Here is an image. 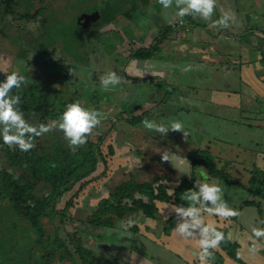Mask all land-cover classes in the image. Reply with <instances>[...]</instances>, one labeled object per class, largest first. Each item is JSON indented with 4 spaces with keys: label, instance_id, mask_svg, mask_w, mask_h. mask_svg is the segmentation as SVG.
I'll use <instances>...</instances> for the list:
<instances>
[{
    "label": "crops",
    "instance_id": "0c3cea01",
    "mask_svg": "<svg viewBox=\"0 0 264 264\" xmlns=\"http://www.w3.org/2000/svg\"><path fill=\"white\" fill-rule=\"evenodd\" d=\"M153 2L142 10L140 5L130 9L131 22L144 16L149 7L167 22L162 7ZM175 11L168 12L175 16ZM225 11L236 15L227 29L209 28L211 21L187 16L176 24L178 32L160 42L151 56L130 55L150 49L160 33L152 36L154 43L148 48L125 53L129 64L120 85L110 91L113 101L109 98L108 102L116 110L107 136L113 149L106 159L111 171L108 183L117 172L118 184L136 178L166 189L155 190L161 198L154 199L158 208L154 217L143 210L126 213L116 220V236L106 237L110 240L105 247L99 244V251L116 262L202 264L199 236L184 238L175 232L176 209L189 206L183 197L185 189L208 182L219 185L223 199L237 213L227 219L201 213L206 224L232 236L214 249L212 264H264V243L258 242V253L249 252L251 229L264 227V0H217L212 19H219ZM166 22L158 21V27ZM145 113L147 119L157 115L152 120L165 126L172 120L182 121L187 138L181 132L163 135L139 126L144 119L134 117ZM130 118L136 124L126 120ZM198 150L213 155L223 176L211 174L205 166H193L191 154ZM165 153L171 162L162 160ZM101 184L95 182L89 192L92 199L87 197L94 211L106 196ZM135 196L149 200V194L137 192Z\"/></svg>",
    "mask_w": 264,
    "mask_h": 264
},
{
    "label": "trees",
    "instance_id": "16d2710c",
    "mask_svg": "<svg viewBox=\"0 0 264 264\" xmlns=\"http://www.w3.org/2000/svg\"><path fill=\"white\" fill-rule=\"evenodd\" d=\"M150 1L151 0H141V10L145 9ZM15 2L16 0H0V25H4L5 28L13 30L15 27L16 35L13 37H18L20 34H28L32 29L31 27L34 21H36V25L39 23V12L41 10H39V12L34 10L32 15L26 13L17 16V14H21L18 12L19 10L21 11V9L15 8ZM136 6L139 7L138 5ZM14 21H16V23ZM108 21L111 20L99 21L96 25L95 32L92 33L88 39L101 38L103 42L107 41L109 31L105 29L102 31V27H105ZM131 21V15L128 14L124 21L122 20L117 23V26L121 27L123 30L122 34L118 31L117 27L110 30L113 32L112 36L117 35L119 37L114 49L117 54L119 53L117 49L120 48L119 44H122L123 37L128 36L131 38V34L133 35L134 33V28L131 34V28H125L126 24H131ZM104 22L105 24L99 25ZM76 23V29H73L71 32H74L79 42H81L80 47L86 48L87 38L83 35L84 33H88L89 30L84 25L78 24L77 19L75 24ZM5 28L4 32L6 33ZM39 28L40 27L37 28L36 32L38 36L41 37ZM159 29L161 35L156 39V42L150 49L135 50L136 56H130L134 58L149 57L152 55L151 52L156 51L160 42H164L169 39L170 36L178 32V26L176 25H161ZM34 40H36V38ZM44 42H46V39H44ZM104 48L108 51L112 50L110 47V49H108V46ZM19 50V56L21 53L27 52L26 49L21 46H18L17 51ZM55 55L56 54L53 52H48V56L51 60L57 59L54 62L57 66H64V59L62 58L67 60V56L63 55L64 57L62 56V58L58 59V56L56 57ZM16 56H18L17 52ZM71 66L75 68L76 64L71 63ZM25 68L30 69L29 66H25L23 68L20 67L19 71L21 72V70L23 71ZM76 68L79 67L76 66ZM37 69L38 68L35 70ZM69 69L70 68L66 69L67 74L65 73L63 76H61L59 72L56 73V71L55 73L41 71L40 80L34 78L28 79V77H26L27 83L22 86L20 90H13L14 94H19L21 96L20 109L24 113L25 119L30 124L36 126L40 123L47 124L49 121H58L65 106L76 100L75 96L79 94L78 91H73L72 87H70L69 91V87L67 88L68 85L65 86L66 89L64 87L60 88V86L68 82L66 77H68ZM23 73H25V71H23ZM7 75L9 74L0 73V82L4 81ZM52 77L53 79H51ZM66 90L70 93L67 98L62 96ZM80 97L81 98L77 101L83 106H85L86 102H91L93 104V99L95 98V96L91 95V101H87L84 100V97ZM87 107L94 108V105ZM147 114L148 113H145L138 117H134V120L146 119ZM150 114H153V112L151 111ZM126 120L130 121L132 124H136L133 123V118ZM98 128L99 126L93 131L98 130ZM111 130L112 127L110 130L100 134L97 143L92 141V132L88 138V143L78 149L75 154L70 151L67 142L63 138V133L58 130H53L42 137H37L34 141V149L29 152H22L15 146L9 147L5 145L2 138H0V215L3 211L0 221L5 223V212L6 216L9 217V224L12 222L13 227L15 226L20 229L22 234L26 237V239L23 240L25 244L30 242L31 244L36 243L38 246L36 249L32 247V251L24 254L22 260L15 264H62L64 261H66L67 264H77L74 255H72L67 245L56 233L50 236L48 234L50 230L45 227V224H50V220L53 219V214L56 212L57 206L62 198L71 192H73V195H70L71 197L66 199L61 210V223L76 252L81 254L82 258L95 259L93 250L90 249L88 244V242L95 241V238L83 235L82 232L84 230L93 231V228H95L100 234L99 238H101L102 233L103 235L106 233V236L112 237V235L116 233L114 227L116 220L123 218L126 213H132L135 210H143L149 217L155 216L158 208L156 207L154 199L161 198L160 194L155 193V190L160 192L161 190H165L166 187L164 185L159 184L155 186L152 183L144 184V182H138L136 178H131L129 180L125 178L118 184V177L120 175H118L119 173L117 172L111 177L110 183H108L110 177L106 181L104 180L101 182V178L108 175L107 161L102 151L100 152L102 159L97 158L94 148L97 147L101 149V146L104 144ZM109 150L111 152L113 151L112 148H109ZM191 159L194 167L199 165L205 166L211 174L223 176L221 171L217 168L213 155L208 151L198 150L191 154ZM98 160L103 161L104 170H102L100 174L92 176L98 172ZM53 164L55 167H53ZM97 181H100L102 183L101 185L106 189L102 187L106 191V196L99 200L95 213L93 214L90 212V210L94 211V209H92V203H89L93 194H89V192ZM137 192L142 194L145 193V195L149 194V200L145 202L143 199H137L135 196ZM88 196L90 199H87ZM77 200H79L81 206L84 204L87 208L77 207ZM74 206L77 208L75 213H72L70 209ZM80 210L88 211L89 214L86 213L84 216H80ZM222 232L225 233L224 230ZM2 241L3 240H0V242ZM25 244H22V246ZM16 245L21 246V243L16 242ZM85 250L88 254L86 257L84 255ZM0 264H5L4 258L1 255Z\"/></svg>",
    "mask_w": 264,
    "mask_h": 264
},
{
    "label": "rangeland",
    "instance_id": "374dc122",
    "mask_svg": "<svg viewBox=\"0 0 264 264\" xmlns=\"http://www.w3.org/2000/svg\"><path fill=\"white\" fill-rule=\"evenodd\" d=\"M153 1L154 0H152V2ZM136 5H141V0H16L15 8L21 9V11H18L21 14H17V16H21L26 13L32 15V12L34 10L38 12L39 10H41L39 12V23H37L36 25V21H34L32 23L33 26L31 27L32 32L29 30L30 32L28 34H20L18 37H13L16 35L15 27L13 30L10 28H5L4 25H0V73L10 74L15 71L19 72L25 77H28V79L34 78L40 80L41 71H47L51 73H55L56 71V73L59 72V74L63 76V74H67L66 69L70 68L68 71V77H66L68 82L65 83V85L60 86V88L64 87L66 89L65 86L68 85L67 88L69 87V91L70 87L73 88V91H78L79 94L75 96V101L80 99V96L84 97V100L91 101L90 96H95V98L93 99V104L91 102H86L85 106L87 107L90 105H94L95 109L105 114V119H103L98 128L100 131H93V134L91 136L92 141L94 143H97L100 134L111 129L113 119H115L116 117V110L114 109L113 105L111 106V104H108L109 98L112 100L114 94L110 91L105 92L102 90L100 78L109 71H115L118 75H121L122 78L125 72V68L129 64L125 56L126 54L124 53L130 52L132 49L141 47L148 48L151 44L154 43L152 41V36H156L160 33L157 22H166H163L164 20H162L161 17H157L156 9L149 7V9L146 11V14L144 12V16H139L138 18H135L133 22H131L133 26L131 24L126 25V27L124 26L126 29L131 28L130 34L133 28L136 31L134 30L133 35L131 34V38H129L128 36L123 37V42H121L122 44H119L120 48L117 49L119 52L117 54L116 50L114 49L119 37L117 35L112 36L113 32L110 30L117 27L118 31H120V33L122 34L123 30L121 27L117 26V23L122 20L124 21L127 18L128 14H130V9ZM108 9L111 11V14L109 13ZM170 10H175V8ZM91 12H102L103 14H105L106 20H111L107 22L108 24H106L105 27H102V31L104 29L109 31V37L105 42H103L101 38L88 39V37L95 32L96 25L99 23V21H93V24H91L90 26L86 25L88 26L87 29L89 30V32L84 33L83 35L85 38H87V47L81 48V42H79V39L76 37L74 32L71 31L73 29H76L75 25H77V23L75 24V22L80 15L84 13L89 14ZM164 17L167 20V25H176L177 23L182 24L179 21V18L173 16L171 12L165 13ZM184 19H186V17ZM113 20H117V23ZM14 22L16 23V21ZM138 23L142 24V26L139 25V28H136L135 26H137ZM103 24H105V22L99 25ZM185 25V27H187V24ZM38 27H40L39 34L41 35V37L38 36V33L36 32ZM4 28L6 33L4 32ZM35 38L36 40H34ZM44 39H46V42H44ZM18 46L26 49L27 52H23L19 56L20 50L17 51ZM105 46H108V49L111 48L112 50L108 51L106 48H104ZM16 52L18 56H16ZM48 52L55 53V56H58V59L62 58L63 55H66L67 60L65 58H62L64 59V66H57V64L54 63L57 59L51 60L48 56ZM71 63H75L79 68H76V66V69L73 68L71 66ZM25 66H29L30 69L25 68L23 69L25 73H23L22 70L20 72L19 68H23ZM36 68L38 69L35 70ZM175 77L176 76L173 75L172 78ZM51 79H53V77ZM161 85L162 82L159 83V87ZM123 88H125V86H123ZM69 91L66 90L62 96L67 98V96L70 95ZM106 95H108V97H105ZM154 116L157 117V115ZM154 116L150 118L148 117V119H150L151 121ZM141 125L142 123L139 126ZM112 135H114V132H112ZM110 139V136L106 138L104 144L101 146V149H98L97 147L94 148L97 158H101L100 152L102 151L106 159H110ZM113 154L114 153H112L111 155ZM103 166L104 165H102V162H99V170L92 176L100 174V172L103 170ZM109 171L110 170L108 168V175L102 177L101 182L104 180L106 181L109 178L111 172ZM96 184H100V181H97ZM185 191L187 190L185 189ZM70 195H73V192L69 193L68 195L66 194L62 198L61 202L57 206L56 212L53 214V219L50 220V224H45V227L50 230L48 234L52 236L56 233V235L60 237V239L72 252V255H74L77 264H124L121 259L120 261L116 262L113 257L110 256V254L107 255V253H105L104 251H99V244L105 247V243H108V240L110 239L106 238L108 236H104L103 233L101 234V238H99L100 234L97 238V236H95L97 235V233L94 234L96 231L95 228H93V231L84 230L82 232V234L85 236H90L93 238L95 236V241L88 242L90 249L93 250L95 259L92 260L91 258H82L81 254H78L76 252L61 223V210L66 199L71 197ZM76 205H78L77 207L80 206L85 207V209L87 208L86 206H84V204H82L81 206L79 200H77ZM75 206L70 209L72 213H75V210L77 208H75ZM90 212H92L93 214L95 213V211L92 210H90ZM86 213L89 214L88 211H79L80 216H84ZM2 215L3 211L1 212L0 219ZM4 218L5 223H3V221H0V240H3L2 242H0V255L4 258L5 264H15L22 260L24 254L32 251V247L36 249L38 246L36 243L31 244L30 242H27V244H25V241L23 240H25L26 237L22 234V231L20 229L16 228L15 226L13 227L12 222L9 224V217L6 216L5 212ZM113 236L115 237L116 233H114L112 237ZM16 242H20L21 246L16 245ZM22 244L25 245L22 246ZM84 255L85 257L88 255L86 250L84 252ZM62 264L67 263L66 261H64Z\"/></svg>",
    "mask_w": 264,
    "mask_h": 264
},
{
    "label": "clouds",
    "instance_id": "9594fccd",
    "mask_svg": "<svg viewBox=\"0 0 264 264\" xmlns=\"http://www.w3.org/2000/svg\"><path fill=\"white\" fill-rule=\"evenodd\" d=\"M167 13L175 8V16L180 22L187 16L199 17L204 21H211L209 28L227 29L235 23L236 15L232 11H225L219 19L213 20L217 7V0H156ZM259 58V57H258ZM121 76L115 71H109L100 78L102 90H115L121 83ZM27 83V78L18 73L12 72L6 79L0 82V138L9 147H18L22 152H29L35 147V139L45 134L58 130L63 133L70 151L75 154L78 149L88 143V138L93 130L105 119V114L95 108L85 107L79 101L69 103L58 118V121H49L47 124H30L20 109L21 96L14 94L13 90H20ZM143 127L148 131L168 135L171 132L183 133L185 139L188 133L184 131L183 122L172 120L169 126L157 123L147 118L142 121ZM172 157L167 153L162 155L164 162H171ZM53 167L55 165L53 164ZM205 174L202 170V175ZM188 207H177V227L175 232L181 237L190 238L199 236V245L202 248L200 259L202 264H212L214 259L213 251L222 242L231 240L222 231H218L212 224H206L202 212L220 218H231L237 215L236 211L229 207L223 199L222 189L216 183L196 182L193 189L183 193ZM264 223V222H262ZM253 241L249 252L258 253L261 249L258 242L264 243V227H253L251 229ZM239 253L237 256L239 258Z\"/></svg>",
    "mask_w": 264,
    "mask_h": 264
},
{
    "label": "flooded vegetation",
    "instance_id": "af4514ba",
    "mask_svg": "<svg viewBox=\"0 0 264 264\" xmlns=\"http://www.w3.org/2000/svg\"><path fill=\"white\" fill-rule=\"evenodd\" d=\"M108 11L111 14V11L109 9H108ZM102 20H106L105 14H103L102 12H91L89 14L84 13V14L80 15L77 19V22L80 25H84L85 27H88L91 24H93V21L96 22V21H102ZM86 25H88V26H86Z\"/></svg>",
    "mask_w": 264,
    "mask_h": 264
}]
</instances>
